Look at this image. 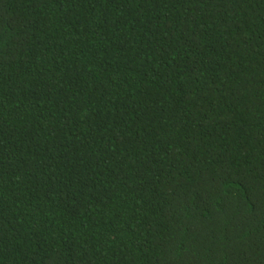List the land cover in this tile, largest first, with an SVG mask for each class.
I'll list each match as a JSON object with an SVG mask.
<instances>
[{"label": "trees", "instance_id": "1", "mask_svg": "<svg viewBox=\"0 0 264 264\" xmlns=\"http://www.w3.org/2000/svg\"><path fill=\"white\" fill-rule=\"evenodd\" d=\"M0 264H264V0H0Z\"/></svg>", "mask_w": 264, "mask_h": 264}]
</instances>
